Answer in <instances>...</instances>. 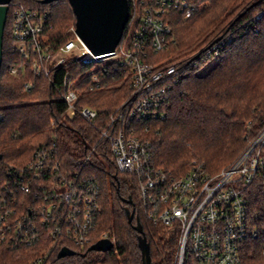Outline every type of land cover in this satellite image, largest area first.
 Returning <instances> with one entry per match:
<instances>
[{"label":"trees","instance_id":"trees-1","mask_svg":"<svg viewBox=\"0 0 264 264\" xmlns=\"http://www.w3.org/2000/svg\"><path fill=\"white\" fill-rule=\"evenodd\" d=\"M129 1L131 21L134 2ZM193 1L202 7L189 18L172 11L169 47L151 52L148 57L157 66L183 61L184 75L165 104L166 115L133 122L139 138L149 143L153 163L178 176L187 173L195 161L204 163L212 173L218 172L233 162L264 127V0L257 5L253 3L258 0ZM19 6L47 7L50 13L44 36L54 46L75 38L70 28L76 25V16L68 0L50 4L12 0L0 70L2 167L25 164L38 146L56 139L64 170L101 184L102 209L94 241L106 233L110 238L113 234L117 237L116 250L105 252V256L89 253L101 262L143 264L136 220L130 222L126 211L135 208L151 244L152 263L175 264L179 230L156 225L143 216L133 177L118 171L111 144L102 134L110 126V115L133 96L130 70L113 59L105 60L103 67L93 72L95 62L71 60L61 65L57 70L58 86L67 71L84 75L79 83L78 108L86 105L99 112L94 121L80 113L70 116L53 76L37 77L30 63L18 75L10 70L13 64L25 60L16 51L12 38L13 11ZM207 49L214 57L205 56ZM209 62L213 64L206 72L197 71ZM94 74L100 86L93 81ZM31 80L34 86L27 90L26 83ZM247 195L251 211L262 214L264 220V184L260 179L248 186ZM129 197L134 204L125 201ZM49 247L48 243L20 249L0 244V264H31L43 254L49 255V264H73L70 257L58 256L61 246ZM79 259L86 261L84 257ZM184 264L196 262L187 257ZM243 264H264V235L247 242Z\"/></svg>","mask_w":264,"mask_h":264},{"label":"built area","instance_id":"built-area-1","mask_svg":"<svg viewBox=\"0 0 264 264\" xmlns=\"http://www.w3.org/2000/svg\"><path fill=\"white\" fill-rule=\"evenodd\" d=\"M139 4L138 11L134 5L133 20L137 21L133 32L128 31L115 53L105 59L92 53L76 34V26L72 27L75 38L54 46L44 36L50 11L17 7L12 16V38L25 60L10 70L18 75L30 63L37 77L53 76L68 114L80 113L88 121H94L99 112L86 105L78 108L79 83L84 75L67 71L58 86V68L71 60L97 63L113 59L130 70L133 96L110 115V126L102 134L111 144L118 171L133 177L143 216L156 225L179 230L180 264L187 257L196 264H243L247 242L264 235L262 214L251 211L247 195L248 186L257 179L264 184V127L231 164L216 173L196 161L180 176L156 166L149 143L139 138L133 122L164 118L165 104L184 71L181 60L157 66L148 57L169 47L172 11L189 18L202 4L193 0H139ZM212 55L207 49L205 56ZM214 55L218 58L217 52ZM92 79L100 86L97 74ZM33 86L34 80L26 83L27 90ZM1 162L0 154V244L20 249L48 243L54 249L61 246L59 251L63 247L75 250L74 255L66 256L73 264H113L97 261L89 253V247L100 240L93 237L102 209L101 184L65 171L56 139L38 146L23 165L4 168ZM104 238L114 244L108 251L116 250L115 241ZM79 257L86 261L80 262ZM48 258V254L40 255L31 264H49Z\"/></svg>","mask_w":264,"mask_h":264},{"label":"water","instance_id":"water-1","mask_svg":"<svg viewBox=\"0 0 264 264\" xmlns=\"http://www.w3.org/2000/svg\"><path fill=\"white\" fill-rule=\"evenodd\" d=\"M59 0H42L49 4ZM76 16V34L89 47L98 59H105L112 56L121 42L127 24L130 21L131 6L129 0H68ZM263 0L253 3L257 5ZM12 0H0V70L3 63V43L5 28ZM125 201L134 204L132 197L125 198ZM127 215L130 222L138 231V244L142 253L143 264H153L151 256V244L145 234L140 217L136 209L127 208ZM113 242L108 239H100L89 247V251H108L113 248ZM75 250L63 247L58 256L66 257L74 255Z\"/></svg>","mask_w":264,"mask_h":264},{"label":"rangeland","instance_id":"rangeland-1","mask_svg":"<svg viewBox=\"0 0 264 264\" xmlns=\"http://www.w3.org/2000/svg\"><path fill=\"white\" fill-rule=\"evenodd\" d=\"M133 2H134V5H136L137 6V11H138V8H139V0H133ZM50 4V3H49ZM36 8H39V9H47V7H45V8H43V7H36ZM15 9V8H14ZM136 18L133 20V15H132V19H131V21H130V27H129V34H131L132 32H133V30H134V26H135V24H136ZM72 27H74V26H72ZM72 27L70 28V30L72 31ZM128 34V33H127ZM123 39H124V37H123ZM104 61H101V62H97V63H95V65H96V67H99V66H101V65H104V63H103ZM213 64V62H209L207 65H205V66H203L202 68H200V69H198L197 71L198 72H206L207 70H208V68L211 66ZM232 163V162H231ZM230 163V164H231ZM226 167V166H225ZM224 168V167H223ZM222 168V169H223ZM221 169V170H222ZM220 171V170H219ZM135 191H136V188H135ZM104 236H107V237H109L110 238V236H109V234H104ZM97 238V233H96V235H94V237H93V240L94 239H96ZM114 241H115V244H117V237H116V235L115 234H113V236L111 237ZM98 253H100L101 254V256H105V252L104 251H101V252H98ZM177 253H178V251H177ZM177 255V254H176ZM90 257H96V255L95 254H90ZM95 260H97V259H95ZM99 260V259H98ZM175 264H180V261H179V258L176 256L175 257Z\"/></svg>","mask_w":264,"mask_h":264}]
</instances>
